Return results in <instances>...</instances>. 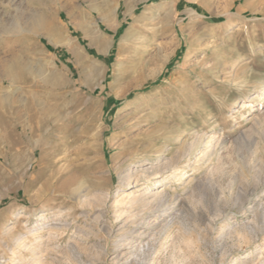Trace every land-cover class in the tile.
I'll use <instances>...</instances> for the list:
<instances>
[{
    "label": "rangeland",
    "instance_id": "obj_1",
    "mask_svg": "<svg viewBox=\"0 0 264 264\" xmlns=\"http://www.w3.org/2000/svg\"><path fill=\"white\" fill-rule=\"evenodd\" d=\"M262 104L264 0H0V264H264Z\"/></svg>",
    "mask_w": 264,
    "mask_h": 264
},
{
    "label": "bare ground",
    "instance_id": "obj_2",
    "mask_svg": "<svg viewBox=\"0 0 264 264\" xmlns=\"http://www.w3.org/2000/svg\"><path fill=\"white\" fill-rule=\"evenodd\" d=\"M94 9V8H93ZM113 11V10H112ZM17 23V22H16ZM22 26V25H21ZM34 26V25H33ZM32 27V26H31ZM33 28V27H32ZM51 31H53V29L51 30ZM8 33V32H7ZM49 34V33H48ZM57 34V33H56ZM56 34H55V37H53V38H56ZM53 35V34H52ZM52 35H51V38H52ZM49 36V35H48ZM91 36V35H90ZM94 36V35H93ZM131 36H132V34H131ZM127 37V36H126ZM133 37V36H132ZM66 38V37H65ZM131 39V38H130ZM196 39V38H195ZM53 40V39H52ZM60 40V38L58 39V40H54V42L55 41H58V42H55V43H59V44H62L63 46H65V47H67V48H69L70 49V51H71V54L73 55V57L75 58V60L78 62V63H81L82 62V59L84 60L85 59V57H81V54H80V52H79V50L73 45V43H72V41H71V39H63L62 41H59ZM129 39H124V41H127V42H129L128 41ZM189 55H190V51H187L185 54H184V60L186 61L188 58H189ZM165 58V57H164ZM85 61V60H84ZM84 63V62H83ZM10 66H12V65H10ZM88 69V68H87ZM9 70V69H8ZM89 73L90 74H93V67H90L89 68ZM7 72V71H6ZM45 78H47V77H45ZM261 91V90H260ZM263 93V92H262ZM261 93V94H262ZM115 96H116V94H115ZM117 97V96H116ZM121 97V96H120ZM143 103V102H142ZM238 104H235V106H237ZM263 106H258V108H254V109H252V113H251V118H249V120H248V122H252V125H251V128L249 129V131L247 132L248 134H250L251 132H253V130H255V127L256 126H259V125H261L263 122H264V104H262ZM234 106V107H235ZM244 108V107H243ZM146 119V118H145ZM264 124V123H263ZM263 129V128H262ZM91 130H92V133L91 132H89V133H91V138L94 140V142H100L101 141V130H99V126H97L96 128H95V130H93V128H91ZM100 132H99V131ZM89 133L87 134V136L89 135ZM246 132H242L240 135V137H239V139L238 140H241V139H243V137H245V134H247ZM137 135V134H136ZM142 138V137H141ZM203 140H204V135H200L199 137H197L195 140H193L195 143H202L203 142ZM176 142V141H175ZM220 142V143H219ZM224 142V141H223ZM222 142V143H223ZM150 143V142H149ZM221 143V140H216V142L214 143V144H212L211 145V147L212 148H216V147H218L219 146V144H222ZM225 143V142H224ZM196 144V145H197ZM204 145V144H203ZM90 146V145H89ZM192 146V145H191ZM195 146V145H194ZM222 146V145H221ZM145 147H147V146H145ZM205 147V146H204ZM92 148V147H91ZM214 148V149H215ZM154 150V149H153ZM191 150V148L189 149V151ZM219 150V149H218ZM134 151V150H133ZM154 152H156V151H154ZM159 152V151H158ZM207 153L205 152L204 153V155H206ZM136 155V154H135ZM187 155V154H186ZM209 155V154H208ZM154 156V155H153ZM207 156V155H206ZM134 157V156H133ZM253 157V156H252ZM177 158V157H176ZM89 160H91V159H88V161ZM264 160V159H263ZM148 161V160H147ZM157 162V161H156ZM177 162V161H176ZM162 164V163H161ZM164 164V163H163ZM91 165V164H90ZM160 165V164H159ZM168 165V164H167ZM172 165V164H171ZM220 166V165H219ZM162 167V166H161ZM221 167V166H220ZM140 170H135L133 173L132 172H127V174L125 175V176H123V177H121L120 179H119V184H120V186H122V187H125V188H134V187H136L137 186V183L138 182H140V181H142V182H146V183H149V182H151V180L153 179V178H155V177H157L159 174H161L159 171H153V168H151V167H146V168H143V165L141 164V166H140ZM164 168V167H163ZM166 168H168V166L166 167ZM261 168H262V165H261ZM149 170L151 171V172H149ZM155 170H156V168H155ZM253 170V169H252ZM67 171V170H66ZM176 170H174L173 172H171L172 173V179H174V178H176L177 177V173L175 172ZM260 171H263V169H261V170H259V172ZM148 172H149V174H148ZM258 172V173H259ZM60 173V172H59ZM261 173V172H260ZM135 174H137L138 176H137V178L135 179L134 177H133V175H135ZM257 176H258V174H257ZM256 176V177H257ZM257 178H259V177H257ZM164 179V178H163ZM170 179V178H169ZM256 179V178H255ZM254 179V180H255ZM56 180V179H55ZM165 180V179H164ZM164 182V181H163ZM60 184V183H59ZM142 184V183H141ZM140 184V185H141ZM61 185L62 186H64V183L62 184L61 183ZM61 185H60V187H61ZM81 185V184H80ZM77 187V186H76ZM89 187H90V185H89ZM66 188V187H65ZM46 189V188H45ZM54 190V189H53ZM70 190V189H69ZM63 193V194H68L69 196H70V198L72 199V200H76V201H80L81 203L80 204H82L81 206L82 207H87V206H89V200L91 199V198H95L94 196V193L92 192V191H89L88 190V188H85V187H83L82 185L81 186H78L77 188H75V189H71L68 193H66L65 191H64V189L62 188V189H60L59 191H58V193ZM246 194V193H245ZM107 195V194H106ZM236 196H237V194H235ZM137 196V195H136ZM166 197V196H165ZM135 198V197H134ZM149 198H152V199H156V200H159V202H162L163 200H165V198H164V193H161V191L160 192H157V193H146V190L144 191V192H142L141 194H139L138 195V197L134 200V201H142V200H147V201H149V200H152V199H149ZM149 199V200H148ZM238 200V199H237ZM239 203V202H238ZM261 203V202H260ZM145 204V203H144ZM244 204V203H243ZM263 204V203H262ZM141 205V204H140ZM159 205V204H158ZM239 205V204H238ZM144 206V205H143ZM160 208V207H159ZM258 208V207H257ZM243 209V208H242ZM247 209V208H246ZM253 210V209H252ZM258 210V209H257ZM256 213V212H255ZM223 215V214H222ZM261 215V214H260ZM89 217V216H88ZM221 218V217H220ZM223 220V219H222ZM226 220V219H225ZM87 221V220H86ZM249 221V220H248ZM102 222V221H101ZM210 222V221H209ZM251 222V223H250ZM247 225H246V227H245V229L243 230L244 232H245V236H247V239L249 238V240H250V238H251V236H255L256 234H258L260 231H261V228L264 226V212L262 213V215L260 216V217H253V220L252 221H250ZM49 225H44V227H38L37 229H34L35 231H38V230H41L42 228H45V227H48ZM165 226V225H164ZM37 227V226H36ZM103 227V226H102ZM120 228V227H119ZM227 230V229H226ZM106 231V230H105ZM211 231V230H210ZM35 233V232H34ZM92 235V234H91ZM140 235V234H139ZM244 237V236H243ZM132 238V237H131ZM129 236H125L124 237V240H125V244H122V245H120V247L121 248H124L125 246L126 247H129L130 246V242H132V239H131ZM244 239H245V237H244ZM246 240V239H245ZM250 242H251V240H250ZM255 242V241H254ZM248 243V242H247ZM203 245V244H202ZM118 247V246H117ZM262 249V248H261ZM251 253V252H250ZM120 255V254H119ZM37 257V256H36ZM118 258H120V257H118ZM223 258V257H222ZM127 259V258H126ZM125 259V260H126Z\"/></svg>",
    "mask_w": 264,
    "mask_h": 264
}]
</instances>
